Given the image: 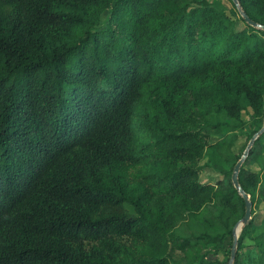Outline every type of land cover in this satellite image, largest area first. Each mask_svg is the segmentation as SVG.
I'll return each mask as SVG.
<instances>
[{
    "label": "trees",
    "instance_id": "16d2710c",
    "mask_svg": "<svg viewBox=\"0 0 264 264\" xmlns=\"http://www.w3.org/2000/svg\"><path fill=\"white\" fill-rule=\"evenodd\" d=\"M229 1L0 0V264L229 263L264 0ZM238 178L264 264V132Z\"/></svg>",
    "mask_w": 264,
    "mask_h": 264
},
{
    "label": "water",
    "instance_id": "95a60500",
    "mask_svg": "<svg viewBox=\"0 0 264 264\" xmlns=\"http://www.w3.org/2000/svg\"><path fill=\"white\" fill-rule=\"evenodd\" d=\"M234 2L239 6V9L241 11L242 16L244 17V19L252 25H257L256 22H254L253 20H251V18L242 10V8L239 5V1L238 0H234ZM264 28V25L262 26ZM264 132V124L262 126L261 129H259L250 139L246 149L244 150V153L242 154L241 158L238 160V162L235 165L234 168V172L232 175V180L233 183L235 185V187L239 190L240 194L244 197L245 200V204H246V211H245V215L243 216V218L241 220H239L236 225L233 228V234H234V239H233V246L231 248V257L229 259V263L228 264H233L234 262V258L236 255V250H237V243H238V238H239V233L241 231V229L243 228V226L251 219V215H252V201L250 200V195L241 187L240 183H239V171L240 168L242 166V164L244 163V161L246 160L247 156L249 155V151L251 149V147L253 146L254 142L256 141V139L258 138V136L260 134H262Z\"/></svg>",
    "mask_w": 264,
    "mask_h": 264
},
{
    "label": "rangeland",
    "instance_id": "374dc122",
    "mask_svg": "<svg viewBox=\"0 0 264 264\" xmlns=\"http://www.w3.org/2000/svg\"><path fill=\"white\" fill-rule=\"evenodd\" d=\"M211 2H215V3H219L220 1H224L227 5L228 8L231 7V3L229 0H210ZM107 16V13L105 12L103 15H102V20H104ZM243 27V23L239 21L238 23V28H241ZM242 118L246 121V129L248 130L249 128L251 129H261L263 124H264V120H260L259 122H257L254 118H253V111L251 108H247L246 110H243L242 112ZM213 139H216L217 138V135H214L212 137ZM249 143V142H248ZM245 144V139L244 137H242L239 142L237 143L236 145V150L239 151L240 148ZM248 145V144H247ZM247 147V146H246ZM246 149V148H245ZM244 153V151H243ZM212 174V170L210 169H207L203 174H202V178L203 180H206L209 176H211ZM255 213L257 215V220H260L261 217L264 215V204H262L260 207H257L255 209ZM230 237H227L225 239V248L227 250H230L232 247H230ZM246 243H250V240H246ZM211 248V247H210ZM219 258H223L224 256V253L221 252L220 254L217 255ZM209 257H214V254L213 253H210L209 254ZM242 258H241V262H242Z\"/></svg>",
    "mask_w": 264,
    "mask_h": 264
}]
</instances>
